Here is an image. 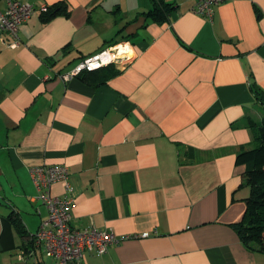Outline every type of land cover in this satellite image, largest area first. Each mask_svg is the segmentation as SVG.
I'll return each mask as SVG.
<instances>
[{"label":"crops","instance_id":"1","mask_svg":"<svg viewBox=\"0 0 264 264\" xmlns=\"http://www.w3.org/2000/svg\"><path fill=\"white\" fill-rule=\"evenodd\" d=\"M19 1L34 8L20 43L0 44V264L43 262L8 219L31 237L46 218L30 173L42 165L69 173V191L50 192L73 198L72 228L122 239L79 264H264L231 227L248 196L245 121L264 118V0H224L211 20L189 0ZM42 5L66 13L44 19ZM120 42L133 59L103 83L62 80Z\"/></svg>","mask_w":264,"mask_h":264},{"label":"built area","instance_id":"2","mask_svg":"<svg viewBox=\"0 0 264 264\" xmlns=\"http://www.w3.org/2000/svg\"><path fill=\"white\" fill-rule=\"evenodd\" d=\"M189 1L191 11L211 20L215 8L224 0ZM38 10L44 13L47 7L42 5ZM33 11L34 8L29 3L19 0H0L1 45L10 49H15L19 45V27L30 18ZM7 36L10 40L6 39ZM131 52L127 42L105 47L82 59L69 72L62 74L61 78L63 81H68L79 76L83 71L90 72L107 65H114L116 69L121 70L133 59ZM30 173L36 188L35 198L47 211L46 218L40 222L33 235L37 253L46 259V261L43 259L42 264H79L85 251L102 255L110 246L122 240L110 230H99L94 227L79 230L71 227L73 198L55 196L50 192V187L58 181L64 182L65 189L69 191V173L64 166L42 165L32 168Z\"/></svg>","mask_w":264,"mask_h":264},{"label":"trees","instance_id":"3","mask_svg":"<svg viewBox=\"0 0 264 264\" xmlns=\"http://www.w3.org/2000/svg\"><path fill=\"white\" fill-rule=\"evenodd\" d=\"M165 11H168L165 5H156L148 16L160 21ZM58 13L65 14L66 12L65 10L49 7L42 13V17L49 19ZM116 44L118 43L109 46ZM101 72L102 74L98 76ZM117 72L119 70L114 65H107L90 72L83 71L79 77L96 76L97 81L101 80L102 82ZM253 92L256 100L264 105V92L257 88H254ZM245 125L252 130V143L249 148L241 150L236 155V163L245 166L239 187H246L248 196L245 199V212L242 220L232 224L231 227L246 249L264 254V118L260 123L248 118L245 121ZM8 219L22 240L20 245L22 256L26 259L31 256L36 257L38 253L34 246L33 236H28L20 218L16 214L11 213L8 215Z\"/></svg>","mask_w":264,"mask_h":264},{"label":"rangeland","instance_id":"4","mask_svg":"<svg viewBox=\"0 0 264 264\" xmlns=\"http://www.w3.org/2000/svg\"><path fill=\"white\" fill-rule=\"evenodd\" d=\"M38 256L41 257L40 253H38ZM42 259H44L46 261V259L44 258V256H42Z\"/></svg>","mask_w":264,"mask_h":264}]
</instances>
